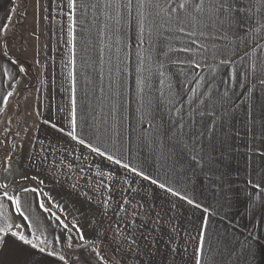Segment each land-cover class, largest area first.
<instances>
[{"label":"crops","instance_id":"1","mask_svg":"<svg viewBox=\"0 0 264 264\" xmlns=\"http://www.w3.org/2000/svg\"><path fill=\"white\" fill-rule=\"evenodd\" d=\"M134 5L138 0H75L72 8L68 0H0V228L13 225L33 243L55 250L54 257L32 256L38 264H64L59 255L67 264H94L91 259L101 257L90 251L108 247L115 254L113 237L125 228L118 205L127 195L133 197L125 204L129 213L138 202L151 206L163 228L159 243L139 257L126 245L124 264H195L197 248L200 264H264V0H237L245 9L242 25L233 28L239 94L232 104L229 96L221 103L215 153L208 158V167L214 162L220 169V195L208 192V207L186 196L190 191L175 164L133 166V95L142 91L133 86ZM148 71L136 86L145 89L146 107L158 104L163 79ZM30 76L38 80L34 87L26 83ZM73 120L77 140L67 135ZM98 141L109 147H94ZM118 149H124L120 164ZM169 187L179 195L168 193ZM253 237L260 241L254 258L248 251ZM22 258L18 245L0 236V264ZM121 261L109 257L107 263Z\"/></svg>","mask_w":264,"mask_h":264},{"label":"rangeland","instance_id":"2","mask_svg":"<svg viewBox=\"0 0 264 264\" xmlns=\"http://www.w3.org/2000/svg\"><path fill=\"white\" fill-rule=\"evenodd\" d=\"M160 3L164 4V12L134 5L132 14L133 86L134 90L142 88L133 95L132 163L134 167L146 165L154 169H167L175 164L180 170V180L186 182L190 191L189 194L185 192L186 196L195 197L208 207V192L214 197L220 195V169L214 162L208 167V158L215 153L213 134L224 109L221 103L229 96L228 103L232 104L239 94L234 91L237 85L236 47L233 44L236 30L228 33V39L223 38L222 30L213 28L199 29L186 24L183 32L178 31L180 25L170 21L166 12L179 0H172L171 5L165 4V0ZM200 31H204V35H200ZM186 47L191 50L183 51ZM143 54L147 55L142 57L145 59H141ZM157 54H164L162 61V57L157 59ZM225 60L228 62L222 63ZM145 69L149 70L148 74L163 76L161 93L160 89L155 93L158 104L152 103L149 107L143 102L144 87H136L147 77ZM37 82L34 76L26 78L28 87H34ZM19 95L15 94L14 98L17 100ZM99 120L97 117L96 121ZM95 127L100 136V125ZM93 144L99 148L109 147L108 141ZM117 152L118 160H124L119 156L124 155V149ZM123 231L124 228L119 226L117 234ZM125 247L116 240L115 254L109 253L108 247L106 251L95 254L90 251V254L101 257L103 260L97 259L100 264H108L109 257H116L124 264Z\"/></svg>","mask_w":264,"mask_h":264},{"label":"snow or ice","instance_id":"3","mask_svg":"<svg viewBox=\"0 0 264 264\" xmlns=\"http://www.w3.org/2000/svg\"><path fill=\"white\" fill-rule=\"evenodd\" d=\"M75 0H68V7L72 8L74 6ZM139 6L141 8H158L161 12H164V4L160 3V0H138ZM165 4L171 5L172 0H165ZM245 9L237 6V0H179V3L175 7H168L166 15L168 16L170 21H173L175 24L180 25L177 28L178 31H184V25H191L195 28L199 29H208L213 28L217 31H223L224 39H228V33L233 30L234 27H239L242 25L243 21L241 19V13H244ZM159 14V13H158ZM195 35V32L192 33ZM200 35H204V31H200ZM190 48H184L183 51L188 52ZM228 61H222V63H227ZM199 66V65H198ZM20 71L23 72L24 69L21 67ZM261 84H264V80L260 81ZM11 95V94H9ZM8 97H4L7 100ZM73 130L69 131L67 135L71 137L72 140H77L78 137L75 133V121H72ZM53 127H56L53 125ZM63 131V129H61ZM79 143L81 145L85 144L83 139H79ZM91 147V145H88ZM92 152L98 153L103 156L104 153L100 151L99 148H91ZM107 159L109 161L113 160L112 156H108ZM116 164H120V160L115 161ZM123 167L125 169L129 168V165L124 164ZM83 171V169L81 170ZM132 172L136 173L137 169L132 168ZM103 176V173H98ZM139 176L143 177L144 180H150L149 176H146L143 172L137 173ZM23 179L27 180L28 177H23ZM33 180L36 177H32ZM43 183V181H41ZM103 184V181H101ZM127 183V180L124 181ZM151 183L153 185L157 184V181L151 179ZM105 188L110 187L109 185H104ZM160 189H164L165 185L163 183L159 184ZM24 191H32L35 192L36 189H23ZM133 193H139L142 189H133ZM168 193L172 195H179V193L175 192L172 188L167 189ZM4 196L11 200L12 198L8 196V193L5 191ZM124 203L118 205L119 209L125 213L122 219L125 223L124 231L119 235H114L113 239L118 240L120 246L127 245V249L129 253H132L134 257H139L141 253L146 251H150L155 247L158 240V234L163 228V221L160 217V214L157 213L155 216L151 214V206L148 209H145L144 203H137L136 206L129 213L128 209L125 207V204H131L133 197L124 195L122 196ZM186 199V198H185ZM107 204V201H104ZM188 203L191 204L193 201L188 200ZM43 207V204L41 205ZM175 208L173 204L171 206ZM199 207V205H197ZM16 211L19 212L20 208L17 204ZM205 211H207L205 209ZM59 219V218H57ZM61 226L63 228H67V225L63 224L61 221ZM13 225H8L7 229L0 228V236L4 238V243H7L9 239H11L12 243L17 244L23 258L11 262V264H38V262L32 261L31 257L34 255H41L42 257H54L57 256L55 250L47 251L46 247H41L39 244L33 243L31 239H28L27 236L16 230H12ZM77 234L79 235V239L83 241L85 237L80 234V229L76 228ZM174 231V229H173ZM156 233L155 235L153 233ZM201 238H203V233H201ZM71 240V237L67 238ZM57 242L59 239L57 238ZM260 241L256 240L255 237L252 238V241L249 242V254L254 258L256 248L259 246ZM71 244H69V247ZM175 251V249H173ZM200 249H196L195 255V264H200ZM58 260L67 264L64 255H59Z\"/></svg>","mask_w":264,"mask_h":264},{"label":"trees","instance_id":"4","mask_svg":"<svg viewBox=\"0 0 264 264\" xmlns=\"http://www.w3.org/2000/svg\"><path fill=\"white\" fill-rule=\"evenodd\" d=\"M91 262L94 263V264H100L99 262H97V261H95L93 259H91Z\"/></svg>","mask_w":264,"mask_h":264}]
</instances>
